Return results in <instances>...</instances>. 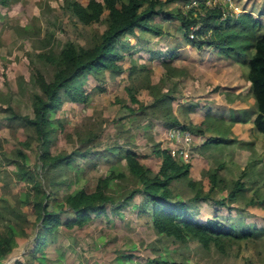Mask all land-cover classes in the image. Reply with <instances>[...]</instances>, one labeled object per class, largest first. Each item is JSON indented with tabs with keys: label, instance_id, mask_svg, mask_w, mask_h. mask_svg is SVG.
<instances>
[{
	"label": "rangeland",
	"instance_id": "obj_1",
	"mask_svg": "<svg viewBox=\"0 0 264 264\" xmlns=\"http://www.w3.org/2000/svg\"><path fill=\"white\" fill-rule=\"evenodd\" d=\"M233 1L238 6L244 3V0ZM253 2L257 3V8L261 10V13L255 16L259 18L255 34L261 35L264 33V0H249V4ZM168 22L170 21L157 17L153 18L150 24L159 30L162 27L165 30L169 27ZM24 25H27V28L23 29ZM105 26L104 19L92 25H83L72 19L63 6V0H19L8 7L0 4V214L3 216H0V233L6 234L13 229L18 242L14 251L0 264H14L18 258L32 261L27 252L34 244L37 220L32 201L27 199L31 182L28 181V176L19 174L18 163L25 162L31 172L29 176L35 174L39 140L34 129L22 118L32 115L31 97L38 90L34 81L36 66L45 75H50V68L45 67L38 54L49 48L59 51L68 40L85 44L100 34ZM118 49L120 50L119 46ZM247 52H250L251 56L254 47H251L250 51L247 49ZM248 59L240 66L249 74ZM138 62L131 61L128 68H140ZM120 67L122 68L123 64ZM136 73L138 75L134 74L130 82H127L121 73L110 70L103 72L99 80L91 76L84 84L91 94L89 102L79 104L65 100L51 115L54 119L52 128L55 129L51 143L54 153H69L74 150H88L91 153V156L87 157L76 155L73 169L68 172L72 180L69 186L59 190L61 193L73 192L80 187L91 191L95 188L98 178L108 176L111 171L115 172V167L124 169V160L109 153L110 150L114 151L115 147H133L139 152L141 161L153 171H157L162 158L153 156L152 150L160 147L168 148L171 152L176 144L180 145L174 137V132L184 128L183 125L173 121L168 127L161 120L163 115L169 113L167 110L170 109L171 100H165L164 106L151 103L152 99L147 98L148 94L143 87L148 83V74L141 69H137ZM98 83L99 88L96 87ZM155 86L149 88V91L152 94L155 91L158 95L159 84ZM136 92L138 95L135 97L139 100L138 96L141 95L142 103L132 99L131 93L135 95ZM253 98L255 99V96ZM239 111L242 112L240 116L249 112L242 109ZM11 113L20 114L22 117H11ZM169 118H172L171 114ZM245 124L244 129L252 131L253 123L247 119ZM192 128L195 132L201 129L200 126ZM184 129L193 134L188 127ZM255 130L257 136L264 138V132L257 128ZM223 141L222 144L215 143L219 152L224 151L225 147L233 142L227 137L223 138ZM193 142L194 134L188 143L189 150L194 152ZM246 143L249 147L252 146V142ZM209 144L211 143H207V146ZM18 150L26 156L24 161ZM94 152L95 154H92ZM262 164V167L256 169L257 162L251 161L247 168L248 173L251 170L253 173L258 171L257 175L262 179L260 190L264 188V161ZM64 176L62 175L63 178ZM204 176L211 179L209 173ZM247 177L249 178V175ZM191 181L194 186L188 184ZM253 181L255 180L248 179L245 189L236 194L235 204L244 206L250 199H258L264 207V196L252 197L250 190ZM223 184L216 186L211 181L208 190L207 183L203 185V180H193L190 169L185 177L173 183L175 190L181 192L184 197H191L194 191H197L202 196L209 193L211 200L228 194L229 189L233 187L231 181L225 184L226 189L223 190ZM135 186L136 181L131 177L116 176L110 180L107 190L115 196L117 202ZM56 197L61 198L60 193ZM139 201L140 197L136 196L134 202ZM13 206L18 207L22 218L10 212ZM197 207L203 209L200 212L202 218L213 214L208 201L200 203ZM120 212L121 215H115L113 212L109 217H95L82 227H61L46 245L44 254L47 264H120L117 255L131 252L134 245L133 259L120 257L126 261L125 264H150L160 258V253L177 262L188 263L187 260H190L189 264H264V223L262 226L245 224L241 214L226 218L230 228L237 234V242L228 248L227 252H222L216 246L206 249L196 241L181 243L180 248L170 245L159 252L148 246L149 243L156 242V233L149 218L144 214L137 217L132 204L123 206ZM259 214L255 211L248 213L249 219L261 223ZM163 239L168 240L164 236ZM40 254L39 252L38 255Z\"/></svg>",
	"mask_w": 264,
	"mask_h": 264
},
{
	"label": "trees",
	"instance_id": "obj_2",
	"mask_svg": "<svg viewBox=\"0 0 264 264\" xmlns=\"http://www.w3.org/2000/svg\"><path fill=\"white\" fill-rule=\"evenodd\" d=\"M17 1L19 0H0V4L8 7ZM170 1L172 0H63L67 13L83 25L100 22L103 20V14L107 12L106 26L100 34L91 38L92 41L85 44L68 40L59 51L49 48L38 54L45 67L50 68V75H45L36 66L34 81L38 85V90L31 97L32 115H25L22 118L34 129L39 140L35 174L29 176L31 172L28 171L25 162L18 163L19 174L28 176V181L31 182L27 199L33 204L37 230L34 244L27 252L32 261L27 262L18 258L14 264H47V257L44 254L46 245L52 241L51 236H54L61 227L68 229L82 227L95 217H109L113 212L115 215H121L120 209L129 204L135 208L136 215L145 214L150 218L155 233L168 239L164 241L166 246L196 240L206 249L213 245L224 251L225 241L237 238V234L219 220L202 222L190 215V202L180 197L173 185L174 181L189 173L190 165L172 157L168 148L152 150L153 156L162 158L159 169L153 171L141 161L139 152L133 147H115V150H110L109 153L124 160V169L115 167V172L111 171L108 176L98 178L95 188L91 191L85 187L77 188L73 192L59 191L69 186L72 180L68 172L73 169L76 155L87 157L91 156V153L88 150L54 153L51 150V143L55 129L52 128L54 119L51 115L65 100L79 104L89 102L91 94L85 89V82L91 76L99 80L103 72L119 69L124 54L118 46L126 34L142 30L159 32V29L150 24L157 15L165 19H179L185 38L198 46L208 42L223 52H236L243 59L249 58L248 78L258 107L254 125L259 131L264 132V33L255 35L248 28V22L255 27L258 20L250 14L222 18L221 8L208 7L204 0L199 1L202 14L196 8L186 12L181 10L172 12L166 9ZM196 25L199 27L193 30ZM24 27L27 28V25H24L23 29ZM191 34L194 37H191ZM251 47H254V53L250 56L251 53L247 52V49L250 51ZM96 87H100L99 83ZM131 96L137 101L133 94ZM10 116L22 117L17 113H11ZM183 127L187 128L184 125ZM211 139L214 138H209ZM18 154L24 161L26 158L24 153L18 150ZM62 175H65V178ZM116 176L120 178L128 176L136 181V186L117 202L115 196L109 194L107 190L110 180ZM240 187L241 181L237 180L228 195L229 199L236 195ZM58 193L61 198L56 197ZM136 196L140 197L138 203L134 202ZM200 196V192H197L194 197ZM201 198L206 199L208 195ZM219 202L225 203V200ZM17 208L13 206L10 212L21 217L19 214L21 212ZM0 216L3 217L1 214ZM152 244L149 243L148 246ZM17 245L15 230L11 229V232L6 234L0 233V262L8 257ZM134 247L133 251L127 254L117 255L120 264L126 262L120 257L133 259ZM162 261L170 260L158 258L151 262Z\"/></svg>",
	"mask_w": 264,
	"mask_h": 264
},
{
	"label": "crops",
	"instance_id": "obj_3",
	"mask_svg": "<svg viewBox=\"0 0 264 264\" xmlns=\"http://www.w3.org/2000/svg\"><path fill=\"white\" fill-rule=\"evenodd\" d=\"M186 2L187 0H172L166 5V9L172 12L176 10L186 12L184 9ZM256 4L255 2L249 4V0H244L242 6H239L243 9L242 12L223 16L222 18L228 16L241 17L242 14H250L253 18L259 20L255 16L259 15L261 10L257 8ZM106 17L107 12L103 14L102 18L106 20ZM157 17L170 21L168 22L170 23L169 27L165 30L162 27L159 32L142 30L122 37L119 47L124 54V58L120 62V66L123 64V67L119 66V69L115 72L117 74L121 73L126 81L130 82L134 74L138 75L136 73L137 69L144 70V73L148 74V83H145L143 87L148 94L147 98L152 99L151 103L164 106L165 100H171L170 109L167 110L169 113L163 115L161 120L168 127L173 121L181 123L193 132L195 155L189 163V169L190 176L194 181L203 180V185L207 183L208 190L211 181L216 186H219V183H224L222 185L224 190L226 189L225 184L232 181L234 186L235 182L240 180L241 187L236 193L239 194L240 191L245 189L248 179L249 181L254 179L255 181L251 183L250 190L252 197L255 195L264 196V188L262 190L259 188L262 179L257 175L258 171L254 173L252 170L250 173L247 172L251 161L257 162L256 169L262 167L264 161V138L257 136L254 125V119L258 112L257 102L252 96L254 93L248 78V72L242 70V66H240V64L246 63L247 60L239 57L236 52H223L216 45L208 42L198 46L185 38L179 19H165L161 15L154 18L157 19ZM248 28L250 32L255 33L256 26L253 27L248 22ZM121 44H123L122 47ZM131 61L132 63L138 62L140 68H128ZM131 66L132 64L129 67ZM157 84H159L160 92L158 95L155 91L152 94L149 88ZM132 94L134 95V93ZM137 95L138 92L135 93L134 97ZM138 98L139 100L136 98V102L141 101V95ZM238 108L249 112L245 116H240L242 112ZM170 114L172 115L171 119L169 118ZM247 119L250 123H253L252 131L244 129ZM192 126H200L201 129L195 132ZM211 137L214 139L209 140ZM225 137L233 142L228 144L224 151L219 152L215 147V143H224L223 138ZM246 142H252L251 148ZM207 143L211 144L207 146ZM205 173H209L211 181L208 176H204ZM188 184L194 186L193 181ZM232 189L233 187L229 189L228 194L226 193L221 198H213L212 200L209 193L206 199L201 198L204 196L201 194L200 198H195L197 191H194L191 197H184L178 191L176 193L190 202V215L198 221L206 222L215 219L230 228L231 226L226 222V218L241 214L245 224L254 223L256 226H262L264 223V207L260 205L261 201L250 199L244 206H240L238 203L235 204L236 195L231 199L228 197ZM222 199L225 200V203L219 202ZM205 201H208L213 209V214L210 217L202 218L200 212L203 209H198L197 206ZM253 211L260 213L261 223L258 220L249 219L248 213H253ZM140 216L137 215V217ZM150 224L152 227L151 221ZM152 228L154 229V227ZM155 240L156 245L153 242L150 248L156 251L161 252L162 249L170 247L164 244L166 240L163 239V236L155 234ZM190 241L196 240L178 242L173 245L174 248H180L181 243H189ZM196 242L201 245L198 241ZM236 242V238L226 240L222 252H227L228 248ZM160 254L161 260L176 261L163 256V253ZM187 261L188 263H181L189 264L190 260Z\"/></svg>",
	"mask_w": 264,
	"mask_h": 264
},
{
	"label": "built area",
	"instance_id": "obj_4",
	"mask_svg": "<svg viewBox=\"0 0 264 264\" xmlns=\"http://www.w3.org/2000/svg\"><path fill=\"white\" fill-rule=\"evenodd\" d=\"M200 0H188L184 6V9L187 11L191 8H196V10L202 14L201 9L199 8ZM205 4L208 7L219 6L223 12V16L232 15L235 13L242 12V8L238 5H235L233 0H204ZM199 25L194 26L195 30ZM193 32V31H192ZM191 37L194 35L191 34ZM174 137L180 143V145L176 144L174 148L171 149V156L174 158H178L181 162L190 163L194 157V152L192 149L189 150L188 143L192 140L193 134L189 133L184 128H179L178 131L174 132ZM150 264H183L181 262L176 261H162V262H151Z\"/></svg>",
	"mask_w": 264,
	"mask_h": 264
}]
</instances>
